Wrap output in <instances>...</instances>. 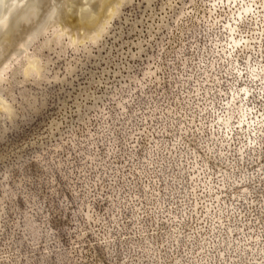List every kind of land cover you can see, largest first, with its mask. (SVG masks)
Segmentation results:
<instances>
[{
  "label": "rangeland",
  "instance_id": "1",
  "mask_svg": "<svg viewBox=\"0 0 264 264\" xmlns=\"http://www.w3.org/2000/svg\"><path fill=\"white\" fill-rule=\"evenodd\" d=\"M69 1L0 44V264H264V0Z\"/></svg>",
  "mask_w": 264,
  "mask_h": 264
},
{
  "label": "bare ground",
  "instance_id": "2",
  "mask_svg": "<svg viewBox=\"0 0 264 264\" xmlns=\"http://www.w3.org/2000/svg\"><path fill=\"white\" fill-rule=\"evenodd\" d=\"M39 1L40 0H0V44H1V41L4 42L5 40H7L8 38H10L12 36V32H13L14 28L17 26L18 22H21L20 20H22V18H24V16L26 15V13L30 9H33V7H36V5H38ZM119 1L120 0H70L69 2H67V4H68V6L70 5L71 7L77 9L78 15H76V17H77L76 19H77V23L80 25V27L86 28L88 30L89 34L95 33V32L97 34V32L100 33L99 30L101 29V27L105 26L104 25L105 22L110 18L111 13L113 12L115 5L116 4L118 5ZM53 3H54V1H53ZM245 11L246 12L249 11L248 6H247V8H245ZM66 12H65V14H66ZM29 17H32V16L30 15ZM37 18H39V17H37ZM54 22H55V20H54ZM77 23H76V25H77ZM64 26H65V24H64ZM46 31H47V29H46ZM84 31H86V30H84ZM65 32H66V30H65ZM78 38H80V37H78ZM83 43H84V41H83ZM14 52H15V50H14ZM1 53H3V52H1ZM1 64H3V63H1ZM7 66H9V65H7ZM3 68H1V69H3ZM6 68L8 69V67H6ZM6 68H4V69H6ZM3 73H4V71H3ZM0 74H2V70H0Z\"/></svg>",
  "mask_w": 264,
  "mask_h": 264
}]
</instances>
